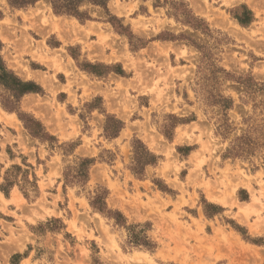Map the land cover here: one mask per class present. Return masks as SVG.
Listing matches in <instances>:
<instances>
[{
	"label": "rangeland",
	"instance_id": "1",
	"mask_svg": "<svg viewBox=\"0 0 264 264\" xmlns=\"http://www.w3.org/2000/svg\"><path fill=\"white\" fill-rule=\"evenodd\" d=\"M79 11L0 0V264H264V0Z\"/></svg>",
	"mask_w": 264,
	"mask_h": 264
},
{
	"label": "trees",
	"instance_id": "2",
	"mask_svg": "<svg viewBox=\"0 0 264 264\" xmlns=\"http://www.w3.org/2000/svg\"><path fill=\"white\" fill-rule=\"evenodd\" d=\"M37 1L38 0H10V3L14 6L23 7L26 5H33ZM50 1L52 3L54 12L56 14L73 15L78 18H81L84 15L79 11V5L84 1H89L92 4L104 7L105 9L107 8V4L109 2V0H50ZM251 14L252 13H250V11H246L245 18L242 19L241 17L236 15V19L239 21L240 24L248 25L252 21ZM0 85H2V87L8 92V95L2 98L1 103L2 106L9 111H17L18 104L21 98L24 97L25 95L29 93L42 92L40 87H38L36 84L31 82H24L18 76H16L12 71H10L6 67L1 57H0ZM19 116L24 121L26 128L30 131V133L34 137L43 138L49 136L38 121H36L35 119H26L25 117H22V115ZM115 123H117L119 126L118 129L115 131L109 129V126L106 127V132L110 136H113V134L116 135V133H118L119 129L122 127L121 122L115 121ZM31 124L38 129L37 130L33 129ZM146 156L148 157L151 163L155 162V157L148 151L146 152ZM92 163H93L92 160L85 159L82 160L81 165L82 168H84V165L89 166ZM16 169L18 168L16 167ZM4 181L5 183L0 186V189L4 192H6L8 188H11L15 185V182L10 181L8 173L4 178Z\"/></svg>",
	"mask_w": 264,
	"mask_h": 264
}]
</instances>
